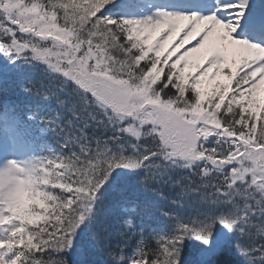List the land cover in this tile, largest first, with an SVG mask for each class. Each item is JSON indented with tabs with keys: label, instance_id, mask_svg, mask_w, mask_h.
Returning <instances> with one entry per match:
<instances>
[{
	"label": "snow or ice",
	"instance_id": "6c2138e0",
	"mask_svg": "<svg viewBox=\"0 0 264 264\" xmlns=\"http://www.w3.org/2000/svg\"><path fill=\"white\" fill-rule=\"evenodd\" d=\"M0 264H264V0H0Z\"/></svg>",
	"mask_w": 264,
	"mask_h": 264
}]
</instances>
